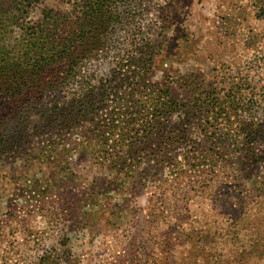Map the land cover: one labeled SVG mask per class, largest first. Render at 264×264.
<instances>
[{
  "label": "rangeland",
  "instance_id": "1",
  "mask_svg": "<svg viewBox=\"0 0 264 264\" xmlns=\"http://www.w3.org/2000/svg\"><path fill=\"white\" fill-rule=\"evenodd\" d=\"M118 3L88 66L115 96L66 127H16L0 152V264H264V0ZM148 55L177 101L159 118L113 79Z\"/></svg>",
  "mask_w": 264,
  "mask_h": 264
},
{
  "label": "trees",
  "instance_id": "2",
  "mask_svg": "<svg viewBox=\"0 0 264 264\" xmlns=\"http://www.w3.org/2000/svg\"><path fill=\"white\" fill-rule=\"evenodd\" d=\"M60 1L69 7L49 6L46 0H0V152L18 144L19 139L10 135L16 127L30 121L36 122L35 130L66 127L95 112L94 101L115 96L116 90L108 91L88 66L109 49L112 29L125 12L119 9L120 0ZM35 8L38 17L30 16ZM153 62L151 55L143 60L130 56L115 66L113 79L115 86L128 80L141 86L149 96L152 116L159 118L171 113L177 101L168 82L146 78L155 70ZM182 90L188 94L187 105L198 110L206 106L198 93L187 86ZM42 100L46 104L36 107ZM95 126L100 137L103 127Z\"/></svg>",
  "mask_w": 264,
  "mask_h": 264
}]
</instances>
